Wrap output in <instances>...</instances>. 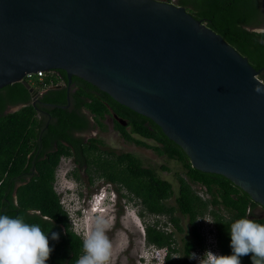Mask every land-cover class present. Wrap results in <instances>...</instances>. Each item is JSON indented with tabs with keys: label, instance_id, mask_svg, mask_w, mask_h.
Returning <instances> with one entry per match:
<instances>
[{
	"label": "water",
	"instance_id": "water-1",
	"mask_svg": "<svg viewBox=\"0 0 264 264\" xmlns=\"http://www.w3.org/2000/svg\"><path fill=\"white\" fill-rule=\"evenodd\" d=\"M51 70H64L68 83L76 75L150 118L192 167L224 176L264 208V81L185 7L0 0V88L21 81L35 104L26 76Z\"/></svg>",
	"mask_w": 264,
	"mask_h": 264
},
{
	"label": "trees",
	"instance_id": "trees-1",
	"mask_svg": "<svg viewBox=\"0 0 264 264\" xmlns=\"http://www.w3.org/2000/svg\"><path fill=\"white\" fill-rule=\"evenodd\" d=\"M166 1L185 7L193 17L218 33L245 56L254 69L259 70V78L264 81V30H255L264 28L263 0ZM30 79L35 81L34 88L43 89L35 104L21 81L0 88V214L20 216L30 224L40 225L45 232L59 233L58 241L49 239L54 250L47 264H77L84 254L83 238L72 230L69 213L54 185L60 158L71 154L80 166L86 165L93 170L95 177L112 184L119 192V198L139 200L149 214L167 216L177 231H182V227L176 213L187 217L192 236L183 242L182 258L172 257V252L179 251L174 245L173 232L159 227L158 219L145 227L148 244L167 248L164 264H194L189 256L205 248L196 221L206 214L212 218L220 254L231 252L227 231L231 222L247 217L264 224V217L253 215L252 209L258 204L247 192L220 174L192 167L182 148L150 118L120 104L108 93L76 75L71 76L67 91L64 70L46 72L42 79L33 75ZM61 83L64 85L52 86ZM14 106L20 107L9 111ZM85 110L93 115L103 130L102 118L109 111L115 112L127 121L128 130L116 124L126 140L181 162L184 173H176L177 191L153 168L143 166L136 155L101 149L99 138L84 141L75 136V131L92 127ZM162 168L168 169L166 166ZM76 171L72 175L80 179ZM195 184L205 196L193 187ZM121 189L128 194L120 192ZM171 197H174V205L167 203ZM117 205L121 207L119 200ZM251 255L242 256L241 264H253Z\"/></svg>",
	"mask_w": 264,
	"mask_h": 264
},
{
	"label": "rangeland",
	"instance_id": "rangeland-1",
	"mask_svg": "<svg viewBox=\"0 0 264 264\" xmlns=\"http://www.w3.org/2000/svg\"><path fill=\"white\" fill-rule=\"evenodd\" d=\"M40 91L42 92L43 89ZM97 137L102 141V144H98L101 149L135 154L141 159L143 166L153 168L159 177L171 182L174 191H177L176 173H184L181 162L176 159H169L165 155H159L153 149L136 147L131 142L123 141L120 135H116L108 129H104ZM147 142L153 141L147 140ZM66 162L68 163V161ZM66 162L62 160L61 168L56 169L55 189L60 194L63 207L69 213L68 218L72 230L81 233L84 239L95 230L96 218H102L106 222L105 234L111 243L110 258L107 264H162V249L153 244L149 246L144 235L145 227L154 224L156 219L160 221L159 227L166 232H173L174 245L179 251L172 252V257L182 258L183 242L192 236L187 217L176 213V216L180 218L182 227V231H177L168 221L167 216L149 214L139 200L117 198L118 194L110 189L113 188V185L105 182L102 178L95 177L93 170L88 169L86 165L85 172L80 175V182L78 180L75 182L67 174V169L73 165L69 163L66 167L64 165ZM162 166H166L168 169L166 170ZM193 187L198 190L199 194L205 196L197 184ZM78 192H81V195ZM99 192H102L101 198L98 196ZM120 192L128 194L125 189H121ZM111 198L117 199V202L119 200L121 207L111 203ZM167 203L174 205V197L168 199ZM76 210H80V212ZM139 212L142 214L140 215ZM252 213L254 216L264 217V208L258 205L252 209ZM206 216L209 217L210 215L206 214L203 217ZM203 217H199L196 221L199 233L203 232L204 225L201 220ZM218 253L220 254L219 249ZM197 256L200 255L197 254ZM202 259V257L193 259V262L199 264Z\"/></svg>",
	"mask_w": 264,
	"mask_h": 264
},
{
	"label": "clouds",
	"instance_id": "clouds-1",
	"mask_svg": "<svg viewBox=\"0 0 264 264\" xmlns=\"http://www.w3.org/2000/svg\"><path fill=\"white\" fill-rule=\"evenodd\" d=\"M40 72L43 76L44 71ZM33 75L42 79L37 73ZM26 78H29L27 80L33 86L35 81L28 75ZM110 200L112 203L115 199L111 198ZM201 220L204 226L203 232L200 233L205 248L196 251L200 256L192 253L189 256L190 259L202 257L199 264H241V257L251 253L253 264H264V224L257 223L247 217H241L231 222L227 228L231 252L230 254H219L211 216L203 217ZM95 225V230L85 239L74 231L83 238L84 254L78 259L77 264H107L110 258L111 243L105 234L106 222L98 217ZM49 239L58 241L59 233L45 232L40 225L30 224L20 216L11 217L0 214V264H47L50 254L54 250V245H49ZM149 245L151 246V244ZM161 260L164 264L165 257H162Z\"/></svg>",
	"mask_w": 264,
	"mask_h": 264
},
{
	"label": "flooded vegetation",
	"instance_id": "flooded-vegetation-1",
	"mask_svg": "<svg viewBox=\"0 0 264 264\" xmlns=\"http://www.w3.org/2000/svg\"><path fill=\"white\" fill-rule=\"evenodd\" d=\"M53 71H55V70H53ZM57 71V70H56ZM59 72V71H58ZM46 73V72H45ZM71 83V82H70ZM70 83H68V86H67V89H68V87H69V85H70ZM60 86H62V85H64V83H61V84H59ZM35 90H37V91H39L40 93H41V91H40V89H35ZM43 92V91H42ZM33 99H35V98H33L32 97V100ZM85 112L86 113H88L89 114V118H90V122H91V124H92V127L91 128H89V129H87V130H79V131H75V136H77V137H79V138H82L84 141H88V139H90V138H98L97 136H98V134L100 133V132H102L103 131V129H102V127L99 125V123L97 122V121H95L94 120V117H93V115L91 114V113H89L88 111H86L85 110ZM102 123L104 124V127H105V129H108L109 131H112V132H114V133H116V135H120V138L123 140V141H127V142H131V141H128V140H126L123 136H122V132L120 131V128H119V126L118 125H116L117 123L118 124H120V126L122 125V126H124V128L126 129V130H128L129 128L127 127V121L125 120V119H123V118H121V117H119L115 112H113V111H109V113L108 114H105L104 115V117L102 118ZM131 143H133L134 144V146H138V147H140V148H148V149H151V148H149V147H146V146H144V145H137L136 143H134V142H131ZM129 153H131V152H129ZM133 154V153H132ZM135 155V154H134ZM75 159H76V161H75ZM62 160H64L65 162L66 161H68V163L66 162L64 165H66V167H68L67 165L69 164V163H71L73 166L72 167H70L69 169H67V174H68V176H72L74 179H77V175H72L73 174V171H76V167H77V174L80 176V175H82V173H84L85 172V165H81L80 166V164L78 163V161H77V158L75 157V156H73L72 154L71 155H68V156H62L61 158H60V161H59V163H58V165H57V168L56 169H58V168H61V161ZM75 169V170H74ZM74 174H75V172H74ZM77 180H81V177H80V179L78 178ZM113 189H114V187H113ZM46 219H47V217H46ZM60 227H61V230H62V232L64 233V228L62 227V225H60ZM150 246V245H149ZM148 246V247H149Z\"/></svg>",
	"mask_w": 264,
	"mask_h": 264
},
{
	"label": "bare ground",
	"instance_id": "bare-ground-1",
	"mask_svg": "<svg viewBox=\"0 0 264 264\" xmlns=\"http://www.w3.org/2000/svg\"><path fill=\"white\" fill-rule=\"evenodd\" d=\"M44 74H45V72H44ZM39 77H43V76H39ZM35 90V89H34ZM35 91H37V90H35ZM40 92L39 91H37V94H39ZM70 177V176H69ZM72 178V177H71ZM73 179V178H72ZM74 180V179H73ZM75 182H76V180H74ZM112 192H116V194L117 193H119L116 189H115V187H114V190L112 191ZM79 196V195H78ZM98 196H100L99 198H101V196H102V192H99L98 193ZM118 198H119V195H118ZM114 205H117V199L116 200H114L113 202H112ZM77 212H80V210H77ZM77 233H79V232H77ZM79 234H81V233H79ZM82 236V235H81ZM149 245V244H148ZM157 248H160V249H162V251H163V257H165L166 255H167V252L168 251H166V247H157ZM143 257V256H142Z\"/></svg>",
	"mask_w": 264,
	"mask_h": 264
},
{
	"label": "built area",
	"instance_id": "built-area-1",
	"mask_svg": "<svg viewBox=\"0 0 264 264\" xmlns=\"http://www.w3.org/2000/svg\"><path fill=\"white\" fill-rule=\"evenodd\" d=\"M32 75H33V74H29L28 77H31ZM37 75H38V76H41V72L38 71V72H37Z\"/></svg>",
	"mask_w": 264,
	"mask_h": 264
}]
</instances>
